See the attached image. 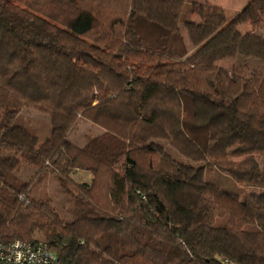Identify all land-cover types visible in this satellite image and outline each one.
<instances>
[{
	"label": "trees",
	"instance_id": "16d2710c",
	"mask_svg": "<svg viewBox=\"0 0 264 264\" xmlns=\"http://www.w3.org/2000/svg\"><path fill=\"white\" fill-rule=\"evenodd\" d=\"M14 106L48 136L6 121ZM81 121L101 132L79 146ZM45 176L62 215L30 195ZM13 240L59 264H264V0L231 18L208 0H0V243Z\"/></svg>",
	"mask_w": 264,
	"mask_h": 264
},
{
	"label": "rangeland",
	"instance_id": "374dc122",
	"mask_svg": "<svg viewBox=\"0 0 264 264\" xmlns=\"http://www.w3.org/2000/svg\"><path fill=\"white\" fill-rule=\"evenodd\" d=\"M215 3H221L223 8L225 9L228 17L231 18L235 15L236 11H238L239 6L246 0H212ZM230 63H220L222 67H227ZM4 119L6 121H11L15 117L16 119L21 118L23 124L25 123L27 127L30 129L32 133L37 135L40 140H44L46 136H48L50 131V125L48 119L32 110L23 109L19 106H14L12 109L7 110L3 114ZM101 131L91 126L85 122H78L75 126L74 130L70 133V140L76 145H82L89 137L99 134ZM33 172L31 170H23L22 177L23 178H32ZM204 179L206 182L212 183L217 185L218 187L230 191L233 193L242 194V190L246 193L249 192H257L255 188L248 187L245 185V188L242 189L238 185H236L231 179L227 178L226 176L218 173L215 169L207 168L204 172ZM241 186L243 184L241 183ZM33 196H45L51 202L55 210L59 215L64 213V207L66 205L65 197L62 191L59 189L55 181L52 179L51 176H45V179L37 184V186L33 189L30 194Z\"/></svg>",
	"mask_w": 264,
	"mask_h": 264
},
{
	"label": "built area",
	"instance_id": "2783aa9c",
	"mask_svg": "<svg viewBox=\"0 0 264 264\" xmlns=\"http://www.w3.org/2000/svg\"><path fill=\"white\" fill-rule=\"evenodd\" d=\"M0 264H59L55 255L48 250L46 244L37 240L26 243L13 240L0 243Z\"/></svg>",
	"mask_w": 264,
	"mask_h": 264
},
{
	"label": "crops",
	"instance_id": "0c3cea01",
	"mask_svg": "<svg viewBox=\"0 0 264 264\" xmlns=\"http://www.w3.org/2000/svg\"><path fill=\"white\" fill-rule=\"evenodd\" d=\"M209 2H211V3H213V4H215V5H218V6H220V7H222L223 8V6H222V4L221 3H215V2H213L212 0H208ZM244 5V2H242V4L239 6V9H238V11L242 8V6ZM224 9V8H223ZM225 10V9H224ZM238 11H236V12H238ZM226 12V11H225Z\"/></svg>",
	"mask_w": 264,
	"mask_h": 264
}]
</instances>
